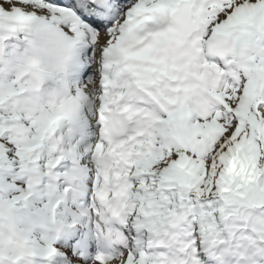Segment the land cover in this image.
<instances>
[{"label":"snow or ice","instance_id":"6c2138e0","mask_svg":"<svg viewBox=\"0 0 264 264\" xmlns=\"http://www.w3.org/2000/svg\"><path fill=\"white\" fill-rule=\"evenodd\" d=\"M0 264H264V0H0Z\"/></svg>","mask_w":264,"mask_h":264}]
</instances>
